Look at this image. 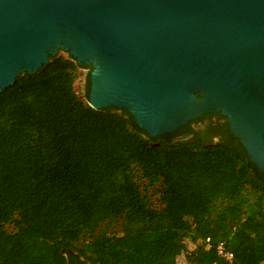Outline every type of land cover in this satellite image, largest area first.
I'll return each mask as SVG.
<instances>
[{
	"label": "trees",
	"instance_id": "1",
	"mask_svg": "<svg viewBox=\"0 0 264 264\" xmlns=\"http://www.w3.org/2000/svg\"><path fill=\"white\" fill-rule=\"evenodd\" d=\"M84 69L58 54L0 93V264H264V173L226 119L151 137L89 106L90 71L80 97Z\"/></svg>",
	"mask_w": 264,
	"mask_h": 264
},
{
	"label": "water",
	"instance_id": "2",
	"mask_svg": "<svg viewBox=\"0 0 264 264\" xmlns=\"http://www.w3.org/2000/svg\"><path fill=\"white\" fill-rule=\"evenodd\" d=\"M65 53L151 137L211 113L264 173V0H0V93Z\"/></svg>",
	"mask_w": 264,
	"mask_h": 264
},
{
	"label": "flooded vegetation",
	"instance_id": "3",
	"mask_svg": "<svg viewBox=\"0 0 264 264\" xmlns=\"http://www.w3.org/2000/svg\"><path fill=\"white\" fill-rule=\"evenodd\" d=\"M89 71L91 72V69ZM213 114H215V113L206 114V115L201 116L200 118H197L200 121H198V124L195 126V129H197V130L202 129L203 130L207 126H210L212 128V130L210 131V133H211L210 138L213 139L214 141H219L220 139L223 138V134H222V131L221 130L219 131L217 128H219L221 126V124L224 122V120L219 121L218 117L213 115Z\"/></svg>",
	"mask_w": 264,
	"mask_h": 264
},
{
	"label": "rangeland",
	"instance_id": "4",
	"mask_svg": "<svg viewBox=\"0 0 264 264\" xmlns=\"http://www.w3.org/2000/svg\"><path fill=\"white\" fill-rule=\"evenodd\" d=\"M59 54H65V53H59ZM89 72L88 69H84L81 71V75L78 78V80L75 83L76 91L79 93L80 97L83 99L84 93H85V78L87 73ZM190 247V245H188ZM192 248V247H191ZM180 251H174L175 259H178L179 263H183L184 258L182 256L178 257Z\"/></svg>",
	"mask_w": 264,
	"mask_h": 264
},
{
	"label": "built area",
	"instance_id": "5",
	"mask_svg": "<svg viewBox=\"0 0 264 264\" xmlns=\"http://www.w3.org/2000/svg\"><path fill=\"white\" fill-rule=\"evenodd\" d=\"M218 251H219V254H220L222 257H224V258H226V259H228V260H230V259L232 258V255H231V254L226 253V252L224 251L222 245L219 246Z\"/></svg>",
	"mask_w": 264,
	"mask_h": 264
}]
</instances>
